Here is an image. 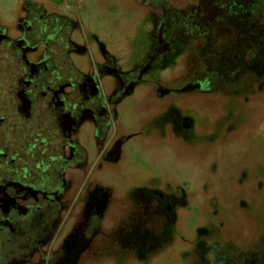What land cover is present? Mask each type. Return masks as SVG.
Returning a JSON list of instances; mask_svg holds the SVG:
<instances>
[{"label":"flooded vegetation","instance_id":"af4514ba","mask_svg":"<svg viewBox=\"0 0 264 264\" xmlns=\"http://www.w3.org/2000/svg\"><path fill=\"white\" fill-rule=\"evenodd\" d=\"M143 2L162 9L152 53L180 43L183 65L178 87L146 86L137 103L131 94L152 54L126 73L109 62L82 72L69 56L66 19L32 0L17 36L0 26V264H100L123 244L168 235L186 189L128 192L134 141L192 131L185 96L171 93L239 96L264 86V0ZM211 250L201 264L255 262Z\"/></svg>","mask_w":264,"mask_h":264},{"label":"rangeland","instance_id":"374dc122","mask_svg":"<svg viewBox=\"0 0 264 264\" xmlns=\"http://www.w3.org/2000/svg\"><path fill=\"white\" fill-rule=\"evenodd\" d=\"M28 1L0 0V26L10 37L20 32ZM32 1L42 5L46 16L66 19L73 47L69 56L82 72L92 73L96 65L109 62L126 73L152 54L142 77L145 83L136 85L131 97L137 103L145 87L156 83L178 87L183 46L151 51L161 8L156 13L143 0ZM113 82V77H102L106 89ZM183 95L182 109L194 121L192 131L143 134L124 164L128 192L130 185L138 187L132 191L138 194L145 187L168 193L186 189L175 221L169 222L168 235L161 230L137 247L123 244L100 264H201L211 256L212 246L226 262L237 263L244 253L251 263L264 264V86L239 96L227 90L200 98L169 94ZM118 181L111 183L114 189Z\"/></svg>","mask_w":264,"mask_h":264}]
</instances>
